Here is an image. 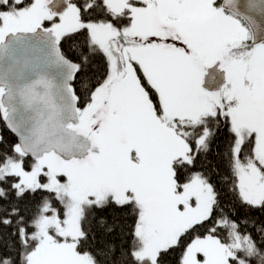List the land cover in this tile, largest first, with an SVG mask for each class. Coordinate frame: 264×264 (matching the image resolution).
I'll return each instance as SVG.
<instances>
[{"label": "snow or ice", "instance_id": "snow-or-ice-1", "mask_svg": "<svg viewBox=\"0 0 264 264\" xmlns=\"http://www.w3.org/2000/svg\"><path fill=\"white\" fill-rule=\"evenodd\" d=\"M0 264H264V0H0Z\"/></svg>", "mask_w": 264, "mask_h": 264}, {"label": "trees", "instance_id": "trees-1", "mask_svg": "<svg viewBox=\"0 0 264 264\" xmlns=\"http://www.w3.org/2000/svg\"><path fill=\"white\" fill-rule=\"evenodd\" d=\"M0 135H3L4 137H12V134L6 129L2 120H0Z\"/></svg>", "mask_w": 264, "mask_h": 264}, {"label": "water", "instance_id": "water-1", "mask_svg": "<svg viewBox=\"0 0 264 264\" xmlns=\"http://www.w3.org/2000/svg\"><path fill=\"white\" fill-rule=\"evenodd\" d=\"M8 131L11 133V131L8 129Z\"/></svg>", "mask_w": 264, "mask_h": 264}]
</instances>
